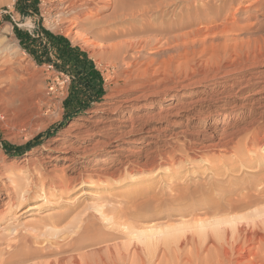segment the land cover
<instances>
[{
    "label": "rangeland",
    "instance_id": "1",
    "mask_svg": "<svg viewBox=\"0 0 264 264\" xmlns=\"http://www.w3.org/2000/svg\"><path fill=\"white\" fill-rule=\"evenodd\" d=\"M67 1L0 0V209L15 191H25L41 175L48 181L44 191L64 185L57 178L64 174L76 179V185L92 182L94 185L88 190L94 193L57 225L61 208L46 209L40 199L31 205L32 209L41 206L39 215L30 211L17 226L3 223L4 228H17L23 238L14 240L12 231L3 229L0 248L14 241L18 246H29L26 239L33 237L36 257L28 264L53 262L58 256L43 255L45 244L63 240L68 244L73 239L75 250H67L62 256L69 258L65 264H190L199 253L194 248L199 251L205 248L204 253L200 252L201 259L197 255L200 260L194 261L206 264L210 259L209 249L221 236L214 221L226 217V212L221 210L218 213L222 212L223 216L212 217L211 212L217 208L214 204L241 195V179L253 175L251 170L257 169L258 164L264 169L262 155L254 157L251 167L241 165V160L251 155L250 148L244 147L245 139L238 142L244 147L240 150L233 148L237 146L235 141L236 145L230 144L226 151L215 146L222 133H227L229 139L257 118L261 122L255 135L257 139L264 136V115H260L264 108H259L264 106V87L257 85L252 98L245 100L248 97V93H242L245 84L234 80L249 74L251 69L240 74L210 71L201 75L200 64L210 60V54L198 53L192 68L180 60L168 73L147 74L145 56L140 55L136 60L134 50L122 47L136 35L120 34L123 24L114 16V8L101 12L99 7L101 14L89 19L70 13ZM241 7L238 9V3H234L223 9L206 8L196 14L195 23H209L216 17L217 23L228 20L254 24L257 31L241 33L238 39L246 40L248 33L254 32L264 50V6L246 1ZM40 30L67 40L85 55L102 80L99 96L90 97L80 87L73 64L62 69L57 54H52L54 62H47L43 55L30 53L19 41V33L31 37ZM236 59L230 57L223 68L228 71L230 61ZM237 61L244 65L251 63L244 56ZM261 61L258 71L264 70V56ZM211 62L215 66V61ZM149 81L152 87L147 84ZM171 96L175 101L167 102ZM250 99L260 100L251 110L244 107L249 102L252 104ZM160 105L163 106L159 108ZM247 131L243 135L248 138L254 134V129ZM28 144L32 148L19 157L6 151L9 147ZM140 151L143 154L137 156ZM98 156H106L108 162L98 166L88 163ZM226 168L232 170L218 174ZM218 177L225 178V185L231 187L230 196L220 190L206 191L211 185L209 180ZM227 181L237 182L239 186H229ZM261 186L264 189V183ZM33 189L30 200L44 192ZM191 193L195 198H191ZM85 207H88L86 212ZM166 229L170 230L168 234ZM192 232L195 233L191 235ZM184 238V242L188 240L185 243ZM187 252L194 254L189 253L187 259Z\"/></svg>",
    "mask_w": 264,
    "mask_h": 264
},
{
    "label": "bare ground",
    "instance_id": "2",
    "mask_svg": "<svg viewBox=\"0 0 264 264\" xmlns=\"http://www.w3.org/2000/svg\"><path fill=\"white\" fill-rule=\"evenodd\" d=\"M68 1L70 3L67 6V9L69 10L70 13L74 15L77 14L82 17L86 16L89 19L95 18L96 16L101 14L99 13L100 10L102 12L106 9L114 8L115 10L114 16L117 15V19L120 21V23L123 24V29L120 30V34L136 35V38L133 41H125L122 44V47L124 46L126 49L134 50L136 54L135 55L136 60L140 57V55L145 56L146 62H145L144 72L147 74L168 73L171 71V69L176 68V65L180 60H184V64H186L187 67L192 68L194 66L193 62L195 61V57L197 56L198 53L201 54V56L210 54L211 55V58H209L210 60L206 62L202 61V63L200 64L198 70L199 73H201V75L203 72H204L203 74L206 75L210 71L216 74L225 71L224 73L226 75H231V74H237L239 72L243 73V71L251 69L249 74H243L240 77H235L234 80L235 82L242 81L243 84H245L242 89L243 90L242 93H248L247 94L248 97H246L245 100H247L248 98H252L251 95L254 94L257 85L260 84V86L262 85V87H264V70L258 71L257 69V67L262 62L261 61L262 57L264 56V50L262 49L260 40L255 36L254 32L253 33L249 32L246 40L238 39L241 33L248 32L251 29H255L257 31V28L255 27L254 24H250V23H249L250 25L247 23L239 24L238 22L237 24L235 22L234 23L228 22V20L222 23H217V20H215L216 17H214L213 18L214 20L210 21L209 23L206 22H199L197 24L195 23L198 18V17L196 18L197 16L196 14L201 10H206V8L208 9L209 7H213V6L224 8L227 5L231 6L234 3H238V9H240L243 8L241 7V5L244 4L246 1L251 2V4L254 6H264V0H254V1L252 0H68ZM99 7L100 10H98ZM207 14L209 15V11ZM218 15L219 12H217V16ZM182 18H186V21L183 20ZM185 30L187 31L183 33V31ZM154 49H156L157 51L151 53L150 51ZM154 56L159 57L160 59H155ZM243 56L251 62L249 65L247 64L244 65L242 62L240 63L237 61V59L239 58L242 59ZM230 57L231 58L234 57V59L235 58L237 59L236 61H230V65H228L227 67L228 71H227L226 68H223L225 67L223 66V63H225V61H227ZM211 61H215V63H213L215 64V66L212 65ZM145 77L147 78V76ZM147 84L148 85L151 84L150 81ZM142 86L144 87L143 84ZM150 86L152 87V84ZM173 101H175L174 96H171L170 98L167 99V102H173ZM251 101H252L251 105L249 102L247 104H244V107L247 108L251 107L250 108L251 110L254 109V105L260 103L259 99H252ZM161 106L163 105H160L159 108H161ZM259 108L262 109L264 108V106H261ZM260 115L261 117H263L264 113H260ZM257 119H255L251 123V125L247 126L243 131L240 132L238 131L233 133V136H231L230 138L228 136L229 139H227V133H222L223 136L221 135L222 138L220 137L221 139H219L220 141L217 142L218 144L215 147L223 148L224 151H226V149L231 147L230 144L234 143L235 141L237 146L233 148H237L239 150L244 147L245 149L250 148L249 152H251L250 153L251 155L248 156L247 158H243L241 160V165L243 164V165H247L248 167H251L252 164L254 165L253 163L254 157L260 155L264 156V139H261L264 136L261 137L260 139H257L259 137H256L255 135L258 134L255 133V129L260 128L259 125L261 122L260 119L258 120ZM249 129H254V134L248 138L246 135L243 134L248 132L247 130ZM244 139L246 140V145H244L243 147L240 146L238 142ZM165 146H168V144L166 143ZM142 152L141 151L138 152L137 156H141L143 154ZM148 152L149 151H146V153L145 152L144 153H145V157L149 160L151 157L149 156ZM107 160L108 158L106 156H101V157L98 156L88 161V163H90V165L92 164L93 166H98L99 164H104ZM170 166L173 168L174 163ZM261 166L262 164H258L257 169L251 170L252 173H254L253 175H249V177L243 180L240 178L241 179L240 184L241 186L243 185V187L242 188L240 187L241 189L239 190V193L241 195L237 194L235 197L232 196L233 198L228 197L230 196L228 193H231L232 190L231 187H227L225 185L226 184V181H224L225 178L223 180H219V177L221 176L220 175L218 179L215 178L212 179V181L209 180L210 181L209 183H211V185L209 184L210 187L207 188L206 191L212 192L213 190H217V191L220 190L221 192L227 194V197L230 199H228L225 196V199L226 198L228 199V200L226 199L227 201H224L222 203L221 200H218L216 204L213 203L215 206L217 205V208L214 206L216 209L211 212L212 217L213 215L216 216V214H219L218 213L220 212L219 210H221L224 213L226 212L225 213L226 217H224L223 219L218 218V220L215 219L214 221V223H216L215 225L218 226V229L216 230L217 232L221 233V236L219 240L215 242L213 246L209 249L208 251L209 253L207 252L208 254H210V259L208 258L209 261H207L206 264H264V189H260L263 186V185L261 186V184L264 183V169L261 170L260 168H263ZM171 167H168V169L169 168L171 169ZM231 168H234V166H232ZM231 168L222 169L221 171H218V174H222V175L228 174L227 172L232 170ZM175 172H177L176 169ZM57 178L62 183L64 182L63 183L64 185H61L51 191L50 190L44 191V189L48 186V181L47 178H44V176L41 175V177H37L35 180L30 182L31 183L29 185L30 187L26 188L25 191H23L24 189L23 190L20 189L19 191L14 192V195L10 197L9 201L4 205V207L3 208L1 207L2 209H0V243L4 240L3 231H2L3 229L9 232L11 230L12 236L14 235L13 236L14 240L23 238V236L18 233L17 228H10V227L4 228L2 227V225L4 222H10L8 226H10L11 224L17 226L22 221L21 218H23L24 215L30 211L31 212L34 211L33 214L36 216L39 215L41 206L32 209L31 205L35 204L36 202H40L39 201L40 199H42L44 204H46L45 207L46 209L61 208V211H59V213L57 214V217L59 218L58 221L55 223L57 225L61 222L60 220H64L68 218L72 212L78 210L86 199H88L90 196H93L92 193L94 192L88 190V188H91L94 185L92 182L83 181L76 185L75 183L76 179H69L64 174L60 176L57 175ZM51 181L53 182V179H51ZM227 183L230 184L229 186H232L233 184H234L233 186H236L237 184V182L234 183L231 181H227ZM167 185H170V183H167ZM237 185L239 186V184ZM33 188H39L41 191L44 192L43 194L37 193V195H35L33 199L30 200V195L32 192H34ZM192 193L190 195H192ZM191 198H195V195L194 197L192 195ZM185 202L188 203V200ZM223 204H225L224 208L226 210H224ZM193 206L195 208V205ZM87 208L85 207L84 212H86ZM255 208L256 209L259 208V209L256 210ZM251 209L253 210L255 209L256 211L254 210L255 211L254 212L252 210L253 211L252 213L242 215V213L249 211ZM222 212L220 213L221 215L219 214L220 217L224 215L222 214ZM204 213L202 215H204ZM207 214H209V211H207ZM197 216L196 219L198 218ZM208 217L211 219L210 215H208ZM198 219L201 220V217ZM199 224L202 225V222H200ZM180 227L182 228V225ZM207 229L208 228H206V230ZM169 231H170L169 229H166L165 233L168 234ZM194 233L192 232L191 235H193ZM32 238L26 239L27 242H30L29 246H24V245L18 246L14 244L15 241L13 243L11 242H8V244L6 243L7 244L6 247H4L3 249L0 248V264H28L29 262H31V260H33L36 257L33 253L34 251L32 247V245L36 243V241ZM185 238L183 239L182 242H184ZM68 241L66 243H68ZM186 241L188 240L186 239ZM74 244H75L74 239L71 240V243L68 244H65V240L61 242L60 241L48 242L47 244H45V246L43 245L45 247L42 248L45 250L44 251L45 253L43 255L58 256L56 260L48 264H65L64 263L65 260L69 258L62 257L63 253L67 252V250H69L70 252V249L75 250ZM182 244L183 243H181V245ZM204 249L199 251L198 248L197 249L194 248V250L196 251L198 250L197 252L199 253L200 252L204 253L202 252L205 251ZM196 251L194 252L197 253ZM187 253L189 254L190 252ZM199 253L197 255L201 259L202 254L200 253L201 254L200 255ZM190 254L187 256L188 257L187 259H189V256H191ZM197 255L196 258H198ZM206 256L208 255H204L203 257ZM196 258L195 257L193 258L194 263H196L197 261V260L194 261ZM200 259L198 258V261ZM189 261H191V259ZM193 262L191 261L190 264ZM200 262H203V260Z\"/></svg>",
    "mask_w": 264,
    "mask_h": 264
},
{
    "label": "crops",
    "instance_id": "3",
    "mask_svg": "<svg viewBox=\"0 0 264 264\" xmlns=\"http://www.w3.org/2000/svg\"><path fill=\"white\" fill-rule=\"evenodd\" d=\"M19 41L24 47L34 55H43L47 62H54L52 54H57L61 63L62 69H66L69 65L73 64V68L77 69L76 74L79 78L80 87L90 97L92 95L99 96L102 85L100 76L94 71L93 65L89 62L85 55L71 45L67 40L56 37L54 35L45 34L43 31L36 33V36H29L27 34L18 35ZM51 57V58H49Z\"/></svg>",
    "mask_w": 264,
    "mask_h": 264
},
{
    "label": "trees",
    "instance_id": "4",
    "mask_svg": "<svg viewBox=\"0 0 264 264\" xmlns=\"http://www.w3.org/2000/svg\"><path fill=\"white\" fill-rule=\"evenodd\" d=\"M31 148H32L31 144H28L25 147H13V148L9 147V148H6V151L10 155L15 154V157H19V156L24 155Z\"/></svg>",
    "mask_w": 264,
    "mask_h": 264
}]
</instances>
